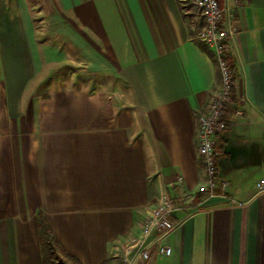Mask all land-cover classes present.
I'll return each mask as SVG.
<instances>
[{"label": "crops", "instance_id": "obj_1", "mask_svg": "<svg viewBox=\"0 0 264 264\" xmlns=\"http://www.w3.org/2000/svg\"><path fill=\"white\" fill-rule=\"evenodd\" d=\"M54 4L69 48L36 41L29 11L27 19L7 16L17 30L0 37L8 103L0 264H44L40 211L82 264H123L120 248L163 193L177 203L172 253L139 264H264V0H221L224 24L234 29L228 54L236 84L228 128L216 136L217 174L228 188L214 195L196 136L197 116L221 83L211 48L197 38L203 20L184 0ZM50 63L68 67L67 77L54 67L38 109L19 116L20 89ZM11 65L23 80L15 86L7 81ZM109 77L119 93L108 90Z\"/></svg>", "mask_w": 264, "mask_h": 264}, {"label": "built area", "instance_id": "obj_2", "mask_svg": "<svg viewBox=\"0 0 264 264\" xmlns=\"http://www.w3.org/2000/svg\"><path fill=\"white\" fill-rule=\"evenodd\" d=\"M186 8L195 19L204 24L197 38L205 41L212 50L220 73L221 83L212 92L206 108L197 116L198 153L208 176L207 191L214 195L218 187L225 191L228 181L218 176L216 136L228 128V109L231 106L232 91L236 84V73L228 54V41L234 29L224 24L225 8L221 0H184ZM183 176L178 177L182 183ZM263 180L258 183L261 187ZM177 203L163 193L156 205L145 216L139 233L130 235L120 248L123 264H139L153 256H168L172 253L169 236L177 226L172 217Z\"/></svg>", "mask_w": 264, "mask_h": 264}, {"label": "rangeland", "instance_id": "obj_3", "mask_svg": "<svg viewBox=\"0 0 264 264\" xmlns=\"http://www.w3.org/2000/svg\"><path fill=\"white\" fill-rule=\"evenodd\" d=\"M186 10L189 11L188 9ZM28 11L30 12V16L33 21L32 25L34 26L33 29L35 30L34 32L36 41L43 40L49 44L60 43L62 45L65 44L68 48L70 47V40L63 38V35L60 34L63 30V23L59 21V18H56V15H58V7L55 6L54 0H0V37L7 36L17 30V25L15 23L8 22L7 16H12L14 14L23 16L25 14V18L27 19ZM190 16H192L191 13ZM21 28L22 30H26L28 32L31 31V27L28 22L22 23ZM32 50L33 56H36V49L34 46L32 47ZM35 61H37V59ZM57 65L58 64L50 63L48 67L44 68V70L35 74L37 76L31 78L30 81L27 82L25 87H22V89H20L21 92L19 91L20 94L18 93L19 97L14 103V109L15 111L19 112V116H22L25 112L31 111L33 109H38V104L36 101L37 96L39 93L46 89L43 85H48V82L43 81V78L52 75L51 71L54 67L57 68L54 69V73H57L58 76L60 75L61 78L67 77V73L69 72L68 67L59 69L60 67H57ZM11 66V72H8L11 74V77H9V80H6L11 82L10 85L15 86L18 85L17 83H20L21 81L23 82V80L22 76H19L18 67H13V65ZM59 66H62V64ZM95 77L100 80L99 82L101 84L104 83L103 80L106 78L102 73L97 72L95 74ZM81 78H86L85 72L81 75ZM106 80L110 85L108 87V90H110V92L116 91L115 89H117L116 86L119 82L118 79L109 77V79L107 78ZM116 92L119 93L118 90ZM7 106V86L4 79V73L2 71V60L0 56V127L6 126V120H4L2 116H6L5 114L7 111ZM19 121H22V119H16V123H19ZM60 255L61 257L59 259L63 260L64 263L74 264L70 257H67L64 254ZM54 260L55 262L51 264H61L56 259Z\"/></svg>", "mask_w": 264, "mask_h": 264}, {"label": "trees", "instance_id": "obj_4", "mask_svg": "<svg viewBox=\"0 0 264 264\" xmlns=\"http://www.w3.org/2000/svg\"><path fill=\"white\" fill-rule=\"evenodd\" d=\"M38 226L44 264H51L55 262L54 259H56L61 264H66L63 260L59 259L61 257L60 254H64L65 256L70 257L74 264H82L76 257L65 252L64 248L57 241L47 218L41 211L38 213ZM100 264H112V262L111 260H107Z\"/></svg>", "mask_w": 264, "mask_h": 264}]
</instances>
